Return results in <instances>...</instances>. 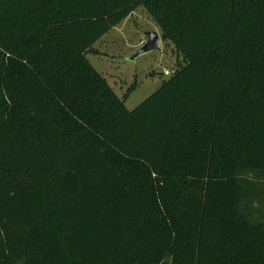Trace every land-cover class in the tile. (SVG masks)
Instances as JSON below:
<instances>
[{
	"label": "trees",
	"instance_id": "1",
	"mask_svg": "<svg viewBox=\"0 0 264 264\" xmlns=\"http://www.w3.org/2000/svg\"><path fill=\"white\" fill-rule=\"evenodd\" d=\"M141 7L129 110L87 55ZM0 264H264V0H0Z\"/></svg>",
	"mask_w": 264,
	"mask_h": 264
},
{
	"label": "rangeland",
	"instance_id": "2",
	"mask_svg": "<svg viewBox=\"0 0 264 264\" xmlns=\"http://www.w3.org/2000/svg\"><path fill=\"white\" fill-rule=\"evenodd\" d=\"M139 11L127 24L131 29H127L126 33H132L136 37L132 42H127L125 36H119L117 31H113L111 34L107 33L94 45L93 48L98 54L87 55L90 63L107 79L119 97L122 98L136 83V87L126 100L129 110H134L158 90L163 82L171 77L166 76L164 72L166 70L175 72L181 62L173 44L165 43L162 49L142 54L132 60L138 51L135 48L139 43L136 42L137 36L138 39L143 38L149 28L160 31L158 24L154 23L145 8L141 7Z\"/></svg>",
	"mask_w": 264,
	"mask_h": 264
},
{
	"label": "crops",
	"instance_id": "3",
	"mask_svg": "<svg viewBox=\"0 0 264 264\" xmlns=\"http://www.w3.org/2000/svg\"><path fill=\"white\" fill-rule=\"evenodd\" d=\"M139 9L140 8H138L131 16H129L122 24H120L119 26H117V27H115L114 29H112L110 32H109V34H111L113 31H117L118 32V35L119 36H125L126 37V41L127 42H132V40L134 39V38H136L135 36H134V34H127L126 33V30L127 29H131V27H129V25H127L128 24V22L132 19V18H134L135 16H137V13H138V11H139ZM140 12V11H139ZM142 14H145V13H142ZM155 23V22H154ZM150 31H154V32H157L159 35H160V37H161V44H162V46H163V44L165 43V44H171V43H169V42H165V41H163V39H162V33H161V30L159 31V30H157V29H150L149 28V30H146L145 31V34L146 33H148V32H150ZM115 41V39L113 40V42ZM146 41H147V36H144L143 38H139L138 39V36H137V40H136V42L138 43L137 45H136V49H139V48H141L145 43H146ZM162 49V48H161ZM109 75H111L110 73H109ZM110 82V81H109ZM116 82V81H115ZM110 84V83H109Z\"/></svg>",
	"mask_w": 264,
	"mask_h": 264
},
{
	"label": "water",
	"instance_id": "4",
	"mask_svg": "<svg viewBox=\"0 0 264 264\" xmlns=\"http://www.w3.org/2000/svg\"><path fill=\"white\" fill-rule=\"evenodd\" d=\"M146 36H147L146 43L141 48L138 49L136 54L133 56L132 60H135L142 54L162 48L161 37L157 32L150 31L146 33Z\"/></svg>",
	"mask_w": 264,
	"mask_h": 264
},
{
	"label": "built area",
	"instance_id": "5",
	"mask_svg": "<svg viewBox=\"0 0 264 264\" xmlns=\"http://www.w3.org/2000/svg\"><path fill=\"white\" fill-rule=\"evenodd\" d=\"M164 74H165L166 76H172V75L174 74V72H171V71H169V70H166V71L164 72Z\"/></svg>",
	"mask_w": 264,
	"mask_h": 264
}]
</instances>
